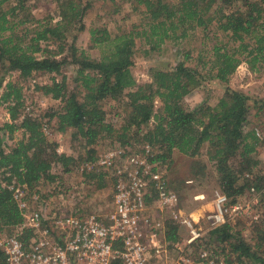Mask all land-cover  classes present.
<instances>
[{
    "label": "trees",
    "instance_id": "16d2710c",
    "mask_svg": "<svg viewBox=\"0 0 264 264\" xmlns=\"http://www.w3.org/2000/svg\"><path fill=\"white\" fill-rule=\"evenodd\" d=\"M126 1L140 10L141 21L129 29L118 25L114 35L105 27L90 29L91 47H106L99 59H92L75 45L85 29L84 15L95 2L113 6L116 0H56L58 19L36 18L27 0H0V72L16 71L23 79L33 73L52 74L50 82L36 89L61 103L44 115L24 114L28 103L17 82L8 81L0 95L10 116L0 124V229L5 232L23 221L7 185L25 188L30 198L39 194L41 181L57 178L53 163L64 172L78 163L73 155L59 153L57 143L45 135L44 124L53 118L58 132L71 130L72 137L84 142V163L96 160L95 143L109 137L125 147L126 154L135 145L141 144L139 151L149 145L153 170L170 161L175 151L196 160L194 177L204 176L210 166L228 205L246 191L264 190V165L254 156L259 138L256 130H244L250 111L257 106L258 113L264 110V99L228 83L242 62L254 73L264 72V0ZM110 12L118 13L117 5ZM197 32L202 44H211L207 56L198 55V67L188 65L189 50L178 49L182 59L177 63L157 61L149 69L151 81H136L131 72L136 39L148 45L149 54L167 42L179 45ZM68 58L76 64L72 86L62 68ZM206 82L220 85L217 103L186 107L185 97ZM105 100L124 105L119 125L106 122ZM45 117L49 119L43 121ZM17 130L22 137L12 141ZM92 171L83 170L90 177L96 175ZM104 175L100 172L99 179ZM150 192L146 203L155 198L151 187ZM256 223L254 243L225 221L192 245L222 257L223 264H264V215ZM19 236L27 242L32 230L24 229ZM178 238L177 223H167L165 239L173 244ZM111 264L123 263L116 258Z\"/></svg>",
    "mask_w": 264,
    "mask_h": 264
},
{
    "label": "rangeland",
    "instance_id": "374dc122",
    "mask_svg": "<svg viewBox=\"0 0 264 264\" xmlns=\"http://www.w3.org/2000/svg\"><path fill=\"white\" fill-rule=\"evenodd\" d=\"M116 1L113 6L112 3L95 2L84 15L85 29L77 34L75 45L79 50H84L86 55L92 59H99L106 47H91L90 29L105 27L114 35L118 31V25H121L124 29H129L132 24L139 23L142 19L140 10H133L130 2L126 0ZM116 5L119 12L111 13L110 10ZM26 6L36 18L51 15L58 19L56 0H27ZM200 34V32H197L179 45L167 42L160 51L150 52L149 54H145L148 45L142 40L136 39L133 65L131 67V72L136 81L138 83L151 81L149 69L157 61L177 63L182 59V54L178 49L189 50L191 56L188 65L198 67V55L207 56L209 54L207 50L211 45L207 40L202 44ZM71 61L68 58V63L62 67L63 74L67 75L70 86L73 85L72 80L76 70V64ZM51 76L52 74L33 73L29 78L23 79L16 71H10L6 74L1 71L0 78H3V80L0 86V95L8 81L17 82V85L22 87V93L26 103H28L29 110L27 114L44 115L47 110H58L61 106L59 100L46 96L36 89V85L50 82ZM55 76L57 79L60 78L58 75ZM228 83L233 88L264 99V72L254 73L243 62L229 77ZM220 91L218 83L206 82L202 87L193 90L185 97V105L188 108H193L202 102L215 105ZM155 105H159L157 100ZM102 107L106 112V122L110 121L115 125L121 123V119L124 117L123 104L105 100L102 102ZM257 107L250 111L244 130L245 132L251 129L256 130L259 143L254 156L264 165V110L258 113ZM48 119V117H45L43 121ZM9 121L8 111L0 103V124ZM55 121L56 119L53 118L44 124L43 131L46 133L45 135L48 139L57 143L59 153L73 155L78 163L67 172L63 171L59 163H53L51 170L57 178L53 182L41 181L38 185L40 190L38 193L41 198L47 201L50 200V206L56 207L55 205H59L67 211L78 209L85 214H95L105 220L113 209V178L110 177L111 170L97 165V161L104 153L120 147L119 143L109 139V137H103L95 143L96 160L86 162L92 165L88 169L93 170L92 172L96 174L90 177L87 172L84 174L82 170L85 165L81 161L85 157L84 142L72 137L71 130L58 132ZM13 137L14 140L12 141L21 138L22 131H15ZM12 141L9 140V143ZM140 145H135L133 151L139 152ZM122 148L125 151V147ZM194 166H196L195 159L175 151L170 161H166L163 165L157 167L168 189L177 195L178 202L176 207L173 208L161 206L156 197L150 203H146L145 213L154 218V221L158 220L160 225L156 228H148L145 232L147 236L143 239L146 245L145 264H223L222 257L213 255L209 250H205L203 247L198 248L192 244L196 238L206 236L210 229L225 221H229L235 229L240 230L246 241L254 243L256 222L264 215V190L262 191L263 195L262 192L246 191L234 205H228L226 202L220 215L215 197V191L219 192V188L212 168L208 166L204 176L194 177ZM91 170L86 169L88 172ZM100 172L105 173L101 180L98 177ZM100 184L102 186H99ZM149 188L150 186H148L147 194L151 197L152 192L149 193ZM213 215H217V218H214ZM169 222H175L178 225L179 238L173 244L165 239L167 223ZM192 230L197 236L189 241Z\"/></svg>",
    "mask_w": 264,
    "mask_h": 264
},
{
    "label": "built area",
    "instance_id": "2783aa9c",
    "mask_svg": "<svg viewBox=\"0 0 264 264\" xmlns=\"http://www.w3.org/2000/svg\"><path fill=\"white\" fill-rule=\"evenodd\" d=\"M28 110L26 106L24 112ZM142 150L126 154L120 146L98 158L97 165L111 170L113 178V209L105 220L78 209L50 206L40 194L28 198L25 188L7 185L23 221L11 233L0 229V264H111L116 258L123 264H145V232L160 225L145 213L148 186L161 206L176 207L178 198L152 169L151 147L146 144ZM90 167L85 163L82 170ZM215 197L221 215L227 199L218 191ZM24 229L32 230L27 242L19 236ZM191 233L189 241L197 236Z\"/></svg>",
    "mask_w": 264,
    "mask_h": 264
}]
</instances>
